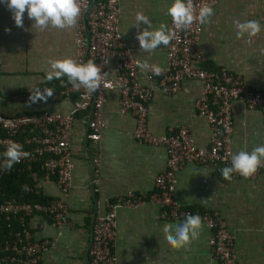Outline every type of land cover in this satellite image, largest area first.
Masks as SVG:
<instances>
[{
    "label": "crops",
    "instance_id": "obj_1",
    "mask_svg": "<svg viewBox=\"0 0 264 264\" xmlns=\"http://www.w3.org/2000/svg\"><path fill=\"white\" fill-rule=\"evenodd\" d=\"M173 0H118L117 26L138 63L161 66L164 46L152 53L141 52L135 39L139 31L131 24L136 13H143L153 29L167 25V7ZM210 22L201 25L198 46L204 66L224 67L253 89L264 90V0H218L211 7ZM256 20L261 32L251 38L238 39L234 21ZM24 14L23 28L17 27L6 3L0 2V113L30 112L40 109L66 112L70 100L61 98L32 103L11 100V95L41 85L46 79L50 59H73L72 28L39 30ZM147 27L142 25V28ZM6 29L8 31H6ZM139 68V67H138ZM138 78L151 88L147 102V128L161 134L169 127L185 125L197 145L207 144L208 128L204 119L194 113L193 101L198 84L184 79L172 95L155 88V79L138 69ZM67 77L59 80L61 86ZM117 95L106 91L102 104L105 126L96 142L85 139L86 128L76 114L71 123L70 152L73 167L71 186L66 199V222L57 233L45 215L33 214L27 226L34 239H47L41 253L44 264H86L88 234L94 214L102 213L105 200L123 195L127 190L147 195L154 176L162 169L165 153L162 147L135 141L130 131L132 118L116 110ZM232 133L230 151H251L264 145V124L256 109L240 101L231 102ZM95 159V162L92 160ZM219 167L185 163L175 173L173 196L191 215L203 210L216 211L233 234V250L239 263L264 264V180L222 178ZM93 179L97 190L92 191ZM45 198L57 195L52 179H41ZM157 206L142 201L135 208L118 207L114 216L111 250L115 264H216L207 244L208 229L201 224L199 238L182 248L171 247L163 232L165 224H177L185 217L165 220ZM197 213V214H196Z\"/></svg>",
    "mask_w": 264,
    "mask_h": 264
},
{
    "label": "built area",
    "instance_id": "obj_2",
    "mask_svg": "<svg viewBox=\"0 0 264 264\" xmlns=\"http://www.w3.org/2000/svg\"><path fill=\"white\" fill-rule=\"evenodd\" d=\"M218 0H193L198 13L203 4L210 7ZM81 14L72 28L73 59L78 63L92 60L101 66V73H107L97 92L88 93L83 87L76 89L67 83L54 90L49 100L66 98L70 110L66 112L40 109L12 114L0 113V175L12 171L29 169L32 162H39L42 174L33 179L31 185L24 184L25 192L37 193L41 179H52L57 195L42 202L18 201L9 198L0 203V214L4 219L16 217L20 227L11 237L0 243V264H44L41 253L49 241L34 239L24 223L25 217L33 214L46 215L57 233L66 222L67 204L65 197L71 186L73 167L70 152L71 123L76 114L86 128L84 138L96 142L105 126L102 104L106 91L117 95L116 110L132 118L131 137L143 144L160 146L165 153L162 169L153 178L152 190L140 195L127 190L123 195L105 200L102 213L94 214L88 234L86 264H115L116 257L111 250L114 235V216L118 207L135 208L145 199L154 203L158 215L165 220H175L191 214L173 196L175 173L185 163L224 168L231 166L230 137L232 133L231 102L240 101L246 108L256 109L264 124V90L246 85L236 73L224 68H205L204 56L198 46L201 25L194 23L188 30L178 31L168 46H164V62L161 75L146 76L155 79V88L163 95L174 94L184 79L198 84V95L193 101L194 113L205 120L208 128L207 144L197 145L185 125L169 127L161 134H154L147 128L146 109L151 97V88L138 78V61L133 57L118 30V0H79ZM167 26L172 28L171 18ZM107 60L105 65L104 61ZM11 95V100L30 102V92ZM9 142L22 145L30 153L27 158L15 163L11 170L3 167ZM232 154V153H231ZM95 162V159L92 160ZM232 177H242L233 173ZM264 180V166L249 178ZM244 178V177H242ZM92 191H96L97 180L93 179ZM208 229L207 244L210 256L216 264L239 263L233 250V234L216 211L203 210L198 214Z\"/></svg>",
    "mask_w": 264,
    "mask_h": 264
},
{
    "label": "clouds",
    "instance_id": "obj_3",
    "mask_svg": "<svg viewBox=\"0 0 264 264\" xmlns=\"http://www.w3.org/2000/svg\"><path fill=\"white\" fill-rule=\"evenodd\" d=\"M6 3L7 8L12 12V18L17 27L23 28L25 12L27 17L34 21L31 27L41 31L48 28L68 29L75 27L81 14L79 0H0ZM166 15L171 18L172 28L161 23L158 28L153 29L152 22L143 13H136L135 21L131 25L139 31L135 39L139 43L141 52L152 53L161 45L168 46L175 38L178 31L188 30L194 23L205 25L210 22L213 9L203 4L197 13L193 0H173L167 7ZM236 37L238 39L257 36L261 32V25L256 20L241 22L235 20ZM142 25L147 27L142 28ZM6 31H8L6 29ZM105 65L107 60L104 61ZM46 81L53 79L60 80L67 77V81L73 88L83 87L88 93L97 92L101 87V82L107 73H101V66L90 60L87 63H78L72 58L50 59L48 61ZM142 71L150 70L153 75H161L163 69L158 65H150L147 62L138 63ZM52 88H34L30 92L29 100L32 103L46 102L52 97ZM30 153L23 151L22 145L16 142H9L3 156L6 158L3 164L5 170H11L15 163L27 158ZM231 166L220 169L222 178L230 180L233 173H238L244 178L254 175L257 170L264 166V145L253 148L250 152L241 150L231 154ZM197 214V213H196ZM201 218L199 215H187L185 219L177 224H165L163 232L167 243L173 248H182L199 238L201 228Z\"/></svg>",
    "mask_w": 264,
    "mask_h": 264
},
{
    "label": "trees",
    "instance_id": "obj_4",
    "mask_svg": "<svg viewBox=\"0 0 264 264\" xmlns=\"http://www.w3.org/2000/svg\"><path fill=\"white\" fill-rule=\"evenodd\" d=\"M204 66V64H203ZM205 68H214L209 66H204ZM217 68V67H215ZM66 84L68 83L67 79H64ZM44 87H50L54 90H57L61 84L59 80L53 79L51 82H47L46 80L41 84ZM72 95L70 96V100ZM25 112V111H24ZM32 112V111H31ZM22 171H12L7 174L0 175V203L4 202L9 198H14L18 201H38L42 202L46 198L42 196L40 190L37 193L33 192H25L23 189L24 184L31 185L34 180L38 179L42 170L40 169L39 162L34 161L31 163L29 169H25L22 166ZM46 216V215H45ZM27 218L24 219V225L27 226ZM20 227V223L16 217H10L9 219H4V216L0 214V243L2 244L5 240L10 239L11 233ZM1 248V247H0ZM3 249H0V253H2Z\"/></svg>",
    "mask_w": 264,
    "mask_h": 264
}]
</instances>
